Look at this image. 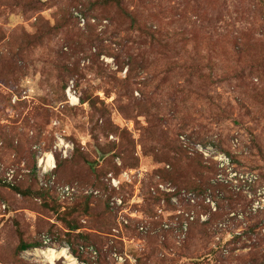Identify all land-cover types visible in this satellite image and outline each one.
I'll use <instances>...</instances> for the list:
<instances>
[{"label":"rangeland","instance_id":"obj_1","mask_svg":"<svg viewBox=\"0 0 264 264\" xmlns=\"http://www.w3.org/2000/svg\"><path fill=\"white\" fill-rule=\"evenodd\" d=\"M96 1L0 0V264H49V249L73 260L56 264H220L211 251L256 222L262 236L235 254L264 252V0H122L140 31L116 6L90 11ZM51 153L44 176L78 187L69 204L40 183ZM208 163L223 187L205 196L189 187ZM230 200L247 204L250 221L207 238L200 225L227 219ZM64 216L91 239L72 238L77 255ZM21 241L42 246L17 254Z\"/></svg>","mask_w":264,"mask_h":264},{"label":"trees","instance_id":"obj_2","mask_svg":"<svg viewBox=\"0 0 264 264\" xmlns=\"http://www.w3.org/2000/svg\"><path fill=\"white\" fill-rule=\"evenodd\" d=\"M121 2H122V0H97L95 3L90 4L89 9L91 11V9L92 10H95L96 8L101 9V7H103V6H106V7L107 6H109V7L116 6L118 9L122 10V14L126 17V19L129 20L131 28L135 31H140L141 30L140 20L138 19L137 15L134 12L124 11L122 9ZM258 6L260 7L261 10H263L264 3L261 1ZM53 30L58 31V29L56 27H54ZM147 36H149L152 39H155L154 32H152L151 28L147 29ZM30 44H32V43H30ZM235 48H236L235 51H237V53H236L237 56L240 57L243 53V45L240 44V40L237 42ZM222 54L224 56H226L228 53L223 52ZM83 103H85V101H83ZM128 144H129L128 147L125 148L126 150H130V147L132 145L130 141H128ZM131 151H132V149H131ZM124 152H125V150L124 151L122 150L119 153H117L116 156L122 157ZM77 153H78V155H80V157L82 158L83 161L87 162L88 165H90V162L87 159H85L83 157V155L80 154L79 151ZM196 158L202 159V157H196ZM192 159H195V158H192ZM64 162H66V161H62V160L58 159V161H57V169L58 170H60L64 166ZM208 164L202 165L204 168V171H205L204 176L200 180L194 182L192 184V186L189 187V190H191L195 193H198L200 195L202 194V195L207 196L208 194H211L212 192H215L216 190L218 191L219 190L218 188L223 187V184H221V183H219V181H215V179H213V176L214 177L217 176L220 169L214 163H210L209 165ZM163 177L169 178L167 176V172H166L165 176H163ZM65 184H72V183H65ZM47 190L53 191L55 196H56V199L59 201L58 196L53 189L49 188ZM38 196H46V194L44 193V190L43 191L41 190V192L38 193ZM85 198H87V199L85 200V204L83 205V208L85 211H88L89 206L87 203H88V201L90 202L91 198H93V197H85ZM239 201L230 200V202H228L227 206L230 209L226 214L227 219H224L225 216H223L221 214H216V216L214 218H210L209 220H207L206 222H204L203 224L200 225L203 234L207 238H213V237H215V235L217 233L225 231L226 228H228L227 226H228L229 221L234 222V221L239 220V219H242L245 222L250 221V217L253 216L252 213H249L247 211V208H248L247 204L245 205L242 202H240V204H243V205H237L236 203ZM67 203L69 204V202H67ZM59 204H60L59 207L63 208V205H61L62 203L59 202ZM218 207H219L218 212L219 211L221 212L222 207L221 206H218ZM67 209L70 212H76L78 208L77 207L71 208L68 206V207H66L64 212H66ZM58 210L59 209H57V211ZM108 210L112 214L115 213L114 209L111 208L110 206H108ZM230 214H233V217L231 218V220L228 219V216ZM62 221H65L67 226H68L69 233H66V236H67L66 240L69 244L70 250L73 254L77 255V253L80 250V247L83 245L79 244L80 246H77L78 249H75L73 246L72 238H77L78 243H84L85 245L89 244L91 239L88 235H82L81 233H77V235H75V233L77 231H79L80 228L76 223L68 222L67 217H65V216L62 217ZM262 230H263V224L261 222L260 223L256 222V223L247 225V226H245V228L243 229L241 234H235L234 235V238H233L234 243H231L232 242L231 241V242H229V244H227V243L224 245L218 244L217 249L211 251V253L214 254L215 257H217L216 260L219 261L220 264H226V262L230 261L231 259L233 261H235V264H264V252H260V251H263V249L259 250L258 252L256 251L252 256H249V259H245V256H243V255L237 256L235 254L237 243L242 242L244 240H246L244 242L255 240L254 236H256V237L259 235L262 236ZM45 236L47 237V235H45ZM43 239H44V236H43ZM256 241H257V239H256ZM244 244H245V246L243 248H247L249 246L246 243H244ZM229 245H232V246L229 247ZM41 246H42L41 242L29 243L26 241H21L20 245L17 248V254L22 253L24 251H27L31 248H38ZM253 247H255V249L256 248L260 249L259 247H256V244H254ZM139 264H142L141 260L139 261Z\"/></svg>","mask_w":264,"mask_h":264},{"label":"built area","instance_id":"obj_3","mask_svg":"<svg viewBox=\"0 0 264 264\" xmlns=\"http://www.w3.org/2000/svg\"><path fill=\"white\" fill-rule=\"evenodd\" d=\"M75 15L77 16V18L80 20V22L82 24L85 23V20L79 14V12H76ZM75 94L76 93H75V91H73V87H69L68 91H67V96H68V98L71 101H73V99H76ZM180 141H181V143L183 144L184 147H187L189 144H191V143H189V140L185 136H181L180 137ZM194 149H196L197 152L201 153L204 156V158H206V159L211 158V156H212V154H208L209 152L207 150H205L200 144H194ZM51 156L54 159V156H53L52 153H51ZM212 158L214 160H217V161L219 160L218 162L220 163V166H224V165L229 166V164H230L229 158H227L225 155H223L222 157H217L216 155H213ZM40 161H43V160H40ZM46 162H47V159H46ZM43 164L44 163L40 164V166H42ZM46 167H47V164H46ZM54 168H55V166H54ZM54 168H50L49 167V170H47V168H43V171H42L43 173H42V175L40 177L41 185L44 186V188H46V189H49V188L53 189L56 192L57 196H59V198L61 199L62 202H71V201H73L75 199V197L79 193L78 187H76L74 185H58L56 183L55 177L53 175L50 176L49 179H46V177L44 176V174H47L49 171H52ZM7 176H8L9 180H11L13 178V174L12 173L7 174ZM109 178L111 180V185L114 188H118L119 187V182L116 181V179L113 178L112 176H110ZM91 194L97 195L98 192L97 191H91ZM121 205H122L121 199L115 198V197L111 199V207L112 208L117 210ZM44 240H45V243L50 241V239L48 237H46V236H44ZM82 250H83V248H82ZM90 251L95 253L92 248H90ZM119 259L121 260V258H119Z\"/></svg>","mask_w":264,"mask_h":264},{"label":"bare ground","instance_id":"obj_4","mask_svg":"<svg viewBox=\"0 0 264 264\" xmlns=\"http://www.w3.org/2000/svg\"><path fill=\"white\" fill-rule=\"evenodd\" d=\"M53 161H54L53 157L51 155H47V166L54 168ZM42 163L44 162L41 161V164ZM41 255L44 257L45 260L49 262V264H56L57 263L56 261L61 258H65L67 261H71V262L73 261L71 260V257L66 253L65 250H61L60 252H57L54 249H49L47 251L41 252Z\"/></svg>","mask_w":264,"mask_h":264}]
</instances>
